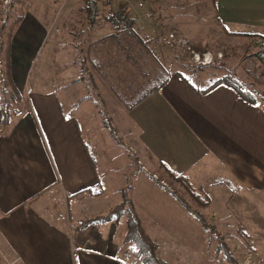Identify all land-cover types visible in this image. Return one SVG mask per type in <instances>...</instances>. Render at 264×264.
Returning <instances> with one entry per match:
<instances>
[{
    "label": "crops",
    "instance_id": "crops-1",
    "mask_svg": "<svg viewBox=\"0 0 264 264\" xmlns=\"http://www.w3.org/2000/svg\"><path fill=\"white\" fill-rule=\"evenodd\" d=\"M131 2L145 21L134 31L151 46L145 53L154 61L161 78L158 84L166 83L131 109L116 97L103 99L124 143L145 166L161 162L187 177L212 204L226 201L230 193L240 197L251 193L254 198L260 194L263 200L264 109L242 101L222 85L197 96L178 77V70L170 74L160 62L162 47L154 43L161 36L155 16L173 23L185 39L196 41L194 30L201 27L199 10L204 8L201 1ZM208 2L211 22L223 32L250 39L264 36V0ZM47 41L45 26L30 13L18 16L7 38H1L6 76L20 96L15 104L23 106L10 115L3 131L0 126V264H124L116 256L117 249L106 242L110 224L77 228L83 221L78 218L95 217L89 210L106 199L104 191L95 192L102 183L72 110L76 101L65 97L62 103L58 93L65 96L72 82L80 79L79 73L71 55L55 42L42 50ZM43 52L45 58L40 60ZM96 55L100 57V43ZM113 55L120 57L116 51ZM143 66L140 60H129L118 72L139 73ZM110 72L114 67L100 70V88L110 90L118 84ZM131 202L138 215V200Z\"/></svg>",
    "mask_w": 264,
    "mask_h": 264
},
{
    "label": "rangeland",
    "instance_id": "rangeland-1",
    "mask_svg": "<svg viewBox=\"0 0 264 264\" xmlns=\"http://www.w3.org/2000/svg\"><path fill=\"white\" fill-rule=\"evenodd\" d=\"M94 1L97 15L94 22L89 23L86 0H66L62 3L52 0H0V47L1 38H7L18 16L30 13L45 26L47 32L49 41L44 44L42 50L51 48L55 42L57 48L66 50L74 61L75 71L79 73L80 79L72 82L71 87L65 91V96L58 93L62 103L65 102V97L76 101L72 110L76 111L77 124L95 162L98 179L102 183L95 192L104 191L103 198L106 200L96 201L94 208L89 210L90 215L101 216L109 207L113 208L121 202H126L136 214L131 200L137 199V218L145 232L158 245L157 257L166 264H228L224 255L217 252L220 241L228 247L237 263L264 264V197L260 200V194L254 198L248 193L243 194L241 198L238 194L230 193L231 196L229 195L226 201L216 200L213 204L210 201L208 206L202 208L190 200L181 186L172 184L159 165L142 164L136 151L124 143L122 134L117 129L115 133L119 141L115 140L105 127L101 111L107 116L109 113L103 99L109 101L115 95L111 89L100 88V69L93 68L90 63L88 47L99 36L102 38L113 32L103 17L108 16L114 9L126 8L135 20L134 26L137 28L143 27L145 21L143 22L144 16L140 17L141 15L134 10L132 0ZM200 1L204 8L199 10L201 27L194 30L193 36L196 41L185 39L173 23L155 16L157 19L155 21L161 28L160 39L154 42L162 47L159 49L162 51L160 62L168 68L170 74L178 70L198 89L210 86L225 74L233 75L256 96L258 106L264 109V72L254 57L261 48L259 44L261 40L223 32L219 24L211 22L212 19L208 16L209 0ZM118 44L121 43L111 44L109 49L112 53L116 51L120 55L119 64L114 66L113 75L126 65ZM144 45L147 47L148 42ZM127 46H132L136 50V60L145 63L146 67H141L144 78L147 68L150 69L147 79H144L141 85H157V80L160 81L161 78L156 74L154 61L152 62L143 47L134 41H129ZM154 50L152 48V51ZM205 55L207 58H204ZM39 58L43 60L45 53H41ZM158 58L155 57L157 61ZM0 60L3 64L1 73L4 77V82L0 83L3 95L0 93V96L7 100L8 90L12 88L11 85L6 86L7 77L1 55ZM37 65L38 62L32 68L31 79ZM15 95L19 96L16 91ZM25 95L27 96V93ZM22 106L23 103L19 102L17 105L12 102L10 113L19 112ZM109 119L110 124L114 126L112 119L110 117ZM88 195L95 196L94 192ZM175 196L182 199V203H186L190 211L204 218L207 229L200 225L190 211L183 209ZM245 198H248V201ZM258 199L261 201L259 204ZM81 215H84V212ZM78 219L86 220L82 216ZM110 225V238L106 242L117 249L118 260H123L125 264H139L133 245L123 242L126 232L125 217L117 226ZM126 257L128 259H125Z\"/></svg>",
    "mask_w": 264,
    "mask_h": 264
},
{
    "label": "trees",
    "instance_id": "trees-1",
    "mask_svg": "<svg viewBox=\"0 0 264 264\" xmlns=\"http://www.w3.org/2000/svg\"><path fill=\"white\" fill-rule=\"evenodd\" d=\"M86 12H87V18L89 23H93L94 19L96 18V3L94 0H86ZM104 21L107 24H110V27L112 29V33L100 38L99 41H95L93 43H90L88 49V59L90 63L93 65V68L97 70H101L103 68H113L115 65L119 64L120 58L116 57L114 58L112 50L110 49L111 44H118L119 50H123V60L124 63H128L130 61L136 60V50L132 48V46H127L129 41H134L136 44L143 47L144 52H146V47L144 45V42L137 36V34L134 31V25L135 20L129 15V12L126 8L121 7L116 11H113L112 13L105 15L103 17ZM242 35V34H240ZM247 35V34H246ZM255 38H259L261 42L259 43L261 45L260 50L254 54V57L256 60L260 63L261 67L263 68L264 72V36H251ZM100 43V57L98 62V58L96 55L97 52V45ZM121 45V47L119 46ZM108 46V47H107ZM127 46V47H126ZM132 48V49H131ZM148 50V49H147ZM105 54V55H104ZM106 54H109L108 56ZM112 55L113 57H111ZM137 61V60H136ZM114 65V66H113ZM110 77L116 81H118V84H116L115 87H111L112 92L114 93L115 97L127 107V109H131L137 104L141 103L143 100L149 98L151 95L156 93L160 90V88L166 83V80L161 81L157 85H141L139 83L138 79H147V73L144 78V74L141 73V70H139V73H127L122 74L120 72H117L113 75V73L110 72ZM178 77L197 95V96H203L204 94L210 92L211 90L215 89L218 86H225L228 89H230L232 92H234L242 101L250 104V105H258V101L256 96L247 89V87L235 76L230 74H225L219 78H217L210 86L204 88V89H198L194 87L188 79L182 75L180 72L177 73ZM7 77V76H6ZM104 77H107V74H104ZM10 83L6 81V86L10 87ZM12 88V86H11ZM9 91V97L7 100H3L0 96V126L2 131L5 129V126L9 122V118L11 113L10 109L12 108V102L18 103L20 101V96L15 95V91L8 90ZM1 95L3 93L0 91ZM11 101V102H10ZM101 115L104 117V125L106 128H108L110 134L112 137H114L115 140L119 139L117 138V130L115 126H112L110 124V119L106 115L104 111H101ZM117 141V142H118ZM90 159L92 162V165L94 169L95 162L92 159L90 155ZM159 167L161 168L163 174L170 180V182L175 185L181 186V188L184 190V192L188 195L190 200L197 204L200 207H206L210 204V198L207 194H205L201 189H194L187 177H185L182 174H177L170 170L165 164L159 162ZM88 194H92L91 190H86ZM175 199L178 200V203L183 207V209L190 211L191 209L186 205V203H182V199L175 196ZM182 200V201H181ZM192 216L200 223V225L207 229L206 222L204 218L195 213L190 211ZM125 217V226H126V232L124 234L123 242L130 243L133 245L135 249V256L139 259V264H166L164 260L157 257V250L158 245L150 238V236L145 232V230L142 228L141 223L139 219L137 218V215L135 212L130 208V206L126 202H121L118 205L111 208L107 213L96 216L90 219H86L81 221L78 224V229L86 228L90 225H107V224H114L118 225L121 221V219ZM219 248L217 252H221L224 255V258L228 264H239L237 261L232 257L231 252L229 251L228 247L222 242H219ZM129 257H133V255H129ZM125 259H128L126 257ZM122 263L125 264V262L122 260ZM132 264V263H130Z\"/></svg>",
    "mask_w": 264,
    "mask_h": 264
},
{
    "label": "built area",
    "instance_id": "built-area-1",
    "mask_svg": "<svg viewBox=\"0 0 264 264\" xmlns=\"http://www.w3.org/2000/svg\"><path fill=\"white\" fill-rule=\"evenodd\" d=\"M53 2H56V3H62V2H65L66 0H52ZM97 2H102L103 0H96ZM137 22V21H136ZM170 37H173L172 35H169ZM204 58H207V55H205V57ZM205 62V61H204ZM2 67H3V64H2V62H1V60H0V83L1 82H4V77H3V75H2V71H1V69H2Z\"/></svg>",
    "mask_w": 264,
    "mask_h": 264
}]
</instances>
